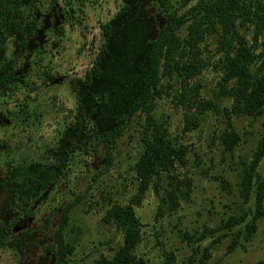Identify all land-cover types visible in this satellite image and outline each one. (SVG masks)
<instances>
[{"label":"rangeland","instance_id":"obj_1","mask_svg":"<svg viewBox=\"0 0 264 264\" xmlns=\"http://www.w3.org/2000/svg\"><path fill=\"white\" fill-rule=\"evenodd\" d=\"M197 1L0 0V79L15 71L25 82L0 91V220L10 228L0 264H53L61 223L65 241L74 246L67 264H95L122 244L121 230L105 213L137 192L134 166L146 121L144 111L125 114L140 93L149 42L167 24L168 12L188 17ZM245 1L252 9L264 4ZM240 19L236 30L252 43L253 24L240 25ZM189 21L179 29L182 37ZM223 35L221 23L207 26L198 43L200 72L184 80L162 78L151 100V116L182 152L169 173H160V190L175 178L183 193L176 208L158 218L152 185L134 206L141 240L132 264L264 260L256 184L248 198L242 189V174L264 136V113L230 112L233 98L221 83L230 37ZM94 65L101 74L87 85L85 75ZM228 117L239 135L231 151L220 139ZM114 130V143L99 136ZM255 174L264 180V151ZM29 177L48 183L35 188Z\"/></svg>","mask_w":264,"mask_h":264},{"label":"trees","instance_id":"obj_2","mask_svg":"<svg viewBox=\"0 0 264 264\" xmlns=\"http://www.w3.org/2000/svg\"><path fill=\"white\" fill-rule=\"evenodd\" d=\"M38 1V0H35ZM56 2L57 0H51ZM166 5L168 0H156ZM250 2L245 0H198L192 6V15L178 16L175 12H168V21L163 30L149 42L147 70L142 80L139 95L129 105L125 116L130 118L137 111H144L146 121L142 139L143 150L135 163L134 169L139 178L137 192L127 204L113 203L107 209L105 217L113 221L123 235L122 244L111 257L100 256L95 264H132L136 262L133 249L141 240V223L135 214L134 206L139 204L145 191L152 185L159 197L156 218L173 211L178 205V198L183 191L177 183L172 182L168 187L160 190L158 177L161 172L169 173L176 160L181 159V149L168 137L164 130L154 121L151 116V100L159 94L161 79L181 76L182 80L200 72L201 62L198 56V43L204 39L207 26L215 22L222 24L224 39L230 37L227 42L222 60L221 83L233 98L230 112L236 116L258 115L264 113V4L258 2L252 9ZM239 24L245 21L253 24L252 43H248L236 30V21ZM190 20V21H189ZM186 37L179 34V29L184 23ZM35 22L29 23L31 31ZM111 26L103 27L104 36L109 37ZM231 34L233 36H231ZM236 37V38H232ZM226 41V40H223ZM259 48V50H257ZM101 70L94 65L85 75V83H90L99 78ZM23 74L11 71L0 79V91L8 87L12 82L18 81L25 84ZM227 83H231L227 86ZM208 103H199L200 107L208 106ZM83 116V114H81ZM85 117V116H84ZM228 128L220 135L224 148L231 151L239 141V135L233 128L228 117ZM119 135L118 131L102 132L99 136L114 143ZM259 150L255 152L248 168L242 174V189L248 198L247 190L256 184L255 193V217H264V180L256 177L255 169L264 151V136L260 141ZM35 188H44L47 181L28 178ZM65 223H61L55 233L53 249L56 257L53 264H67V256L74 250L73 244L64 239ZM254 229V224H251ZM10 228L0 220V248L3 247L9 237ZM256 264H264V260Z\"/></svg>","mask_w":264,"mask_h":264}]
</instances>
